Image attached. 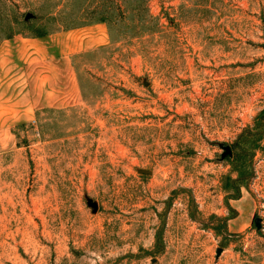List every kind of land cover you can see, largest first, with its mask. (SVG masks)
Wrapping results in <instances>:
<instances>
[{
	"label": "rangeland",
	"instance_id": "374dc122",
	"mask_svg": "<svg viewBox=\"0 0 264 264\" xmlns=\"http://www.w3.org/2000/svg\"><path fill=\"white\" fill-rule=\"evenodd\" d=\"M42 32L81 95L0 121V264H264V0H0Z\"/></svg>",
	"mask_w": 264,
	"mask_h": 264
},
{
	"label": "crops",
	"instance_id": "0c3cea01",
	"mask_svg": "<svg viewBox=\"0 0 264 264\" xmlns=\"http://www.w3.org/2000/svg\"><path fill=\"white\" fill-rule=\"evenodd\" d=\"M49 37L15 35L0 45V121L75 106L81 94L72 59L86 38Z\"/></svg>",
	"mask_w": 264,
	"mask_h": 264
},
{
	"label": "trees",
	"instance_id": "16d2710c",
	"mask_svg": "<svg viewBox=\"0 0 264 264\" xmlns=\"http://www.w3.org/2000/svg\"><path fill=\"white\" fill-rule=\"evenodd\" d=\"M99 22H108V19H107V16L106 15H102L99 19H98ZM47 33L45 32H42V33H37L35 34V37H40V36H44L46 35ZM11 36V35H10ZM8 36V37H10Z\"/></svg>",
	"mask_w": 264,
	"mask_h": 264
},
{
	"label": "water",
	"instance_id": "95a60500",
	"mask_svg": "<svg viewBox=\"0 0 264 264\" xmlns=\"http://www.w3.org/2000/svg\"><path fill=\"white\" fill-rule=\"evenodd\" d=\"M231 153V150L227 148V155ZM143 173L147 174L148 172L144 171ZM96 207V205H94ZM256 223H259V220L257 219ZM220 254V252H219Z\"/></svg>",
	"mask_w": 264,
	"mask_h": 264
}]
</instances>
